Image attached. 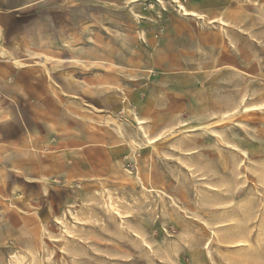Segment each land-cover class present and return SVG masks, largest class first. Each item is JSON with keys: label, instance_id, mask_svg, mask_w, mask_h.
Instances as JSON below:
<instances>
[{"label": "rangeland", "instance_id": "obj_1", "mask_svg": "<svg viewBox=\"0 0 264 264\" xmlns=\"http://www.w3.org/2000/svg\"><path fill=\"white\" fill-rule=\"evenodd\" d=\"M6 11L0 264H264V0Z\"/></svg>", "mask_w": 264, "mask_h": 264}, {"label": "crops", "instance_id": "obj_2", "mask_svg": "<svg viewBox=\"0 0 264 264\" xmlns=\"http://www.w3.org/2000/svg\"><path fill=\"white\" fill-rule=\"evenodd\" d=\"M20 6H21V5L16 6L15 8H19ZM4 14H6V16H7L8 12L6 11V12H4V13H2V12L0 13V22L2 21L1 18H3ZM1 24H2V23H1ZM1 24H0V30L3 29ZM3 26H4V29H7V27H6L5 25H3ZM0 32H1V31H0ZM9 69H10V68H9ZM10 71H11V69H10Z\"/></svg>", "mask_w": 264, "mask_h": 264}]
</instances>
